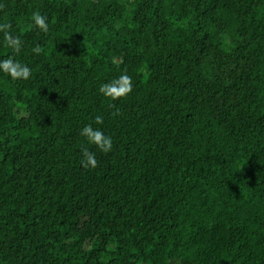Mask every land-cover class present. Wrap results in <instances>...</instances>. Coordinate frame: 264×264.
I'll return each instance as SVG.
<instances>
[{"label":"trees","instance_id":"obj_1","mask_svg":"<svg viewBox=\"0 0 264 264\" xmlns=\"http://www.w3.org/2000/svg\"><path fill=\"white\" fill-rule=\"evenodd\" d=\"M0 4V264H264V0Z\"/></svg>","mask_w":264,"mask_h":264},{"label":"clouds","instance_id":"obj_2","mask_svg":"<svg viewBox=\"0 0 264 264\" xmlns=\"http://www.w3.org/2000/svg\"><path fill=\"white\" fill-rule=\"evenodd\" d=\"M3 7L4 6L0 4V9H3ZM31 20L32 24L30 27H35L44 33L49 31L47 17L42 15L38 10L33 11ZM11 28L12 25L10 23H0V34L3 36L5 46L11 48L18 54L21 51L23 42L19 36H14L12 34ZM31 51L36 55H40L43 49L39 45H36ZM0 72L7 74L12 80H26L32 75L31 69L26 64L21 63L13 57L0 60ZM132 88V78L125 72L117 78L102 84L99 87V93L111 101H116L127 97L132 92ZM110 107H112V105H110ZM111 115L118 116L120 113L118 111H113ZM94 123L96 125H102L103 117L101 115L95 116ZM80 135L85 138L87 145H94L101 153L106 154L112 150V138L105 135L98 127L94 128L91 124H87L81 129ZM80 152L81 166L83 168L95 169L98 166L96 153L90 151L88 146L82 145Z\"/></svg>","mask_w":264,"mask_h":264}]
</instances>
